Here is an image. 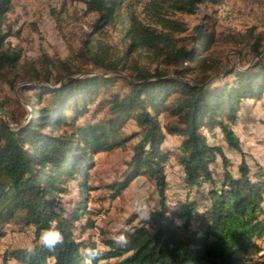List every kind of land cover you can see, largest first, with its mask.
I'll return each mask as SVG.
<instances>
[{
    "label": "trees",
    "instance_id": "16d2710c",
    "mask_svg": "<svg viewBox=\"0 0 264 264\" xmlns=\"http://www.w3.org/2000/svg\"><path fill=\"white\" fill-rule=\"evenodd\" d=\"M78 1L94 20L75 56L43 52L24 60L7 44L11 25L3 27L13 0H0V240L16 227L33 232L30 246L6 249L3 264H84L86 249L97 246L103 255L93 264H264L258 261L264 167L253 168L243 157L234 174L222 146L204 132L219 127L228 146L244 153L233 123L244 101L264 97L262 35L251 28L238 40L207 22L190 26L177 17L222 0ZM110 28L120 34L117 43L105 39ZM231 42H246L261 58L225 67L221 47ZM3 83L17 89L30 110L17 117L9 101L23 103L15 95L2 99ZM131 122L136 127L123 131ZM168 136L181 137L175 149L166 145ZM129 144L121 176L93 184L96 157ZM173 155L186 193L182 204L168 206ZM218 157L222 173L215 170ZM139 176L155 182L160 206L149 221L132 225L138 215L128 221L126 247L108 235L102 246L91 234L83 237L95 217L76 233L84 214H101L102 207L89 205L91 191L104 188L110 194L104 199L116 198ZM74 191L78 197L66 199ZM50 227L65 238L54 251L40 241Z\"/></svg>",
    "mask_w": 264,
    "mask_h": 264
},
{
    "label": "rangeland",
    "instance_id": "374dc122",
    "mask_svg": "<svg viewBox=\"0 0 264 264\" xmlns=\"http://www.w3.org/2000/svg\"><path fill=\"white\" fill-rule=\"evenodd\" d=\"M138 10L142 11V7L138 6ZM177 17L188 22L190 26L207 22L218 33H223L225 37L234 35L238 40L253 28L256 35H262V48H264V0H222L203 5L195 15L177 14ZM93 20L94 16L87 14L84 4L78 0H13L12 9L6 14L3 27L6 29V25H11L12 35L7 39V44L20 49L24 60L38 59L43 52L54 59H68L73 58L81 48L86 34L91 30L90 25ZM107 34L105 39L112 43L120 40V34L111 28L108 29ZM221 49L225 53V67L234 64H241L240 66L243 67L242 65H249L261 58V55L254 53L246 42L224 43ZM120 83L114 84L113 89L119 88ZM13 95L20 97L17 89L3 83L1 98H12ZM20 100L22 105L9 101V108L16 112L17 117H20L24 109L30 110V105L21 97ZM6 118L9 120L7 116ZM132 127H136L134 122L123 131L129 132ZM233 128L241 141L243 154L228 146L219 127L215 128L214 133L204 129L208 140L224 149L230 159L228 169L236 174L243 157L253 168L257 165L264 167V97L244 101ZM180 140V136H168L166 145L175 149ZM131 153L132 147L129 144L126 148H117L99 154L91 174L92 183L103 185L119 178L126 169V161ZM215 170L219 173L224 170L220 157ZM166 173L169 183L166 204L168 206L182 204L186 191L182 185L181 170L176 164L175 155L168 161ZM215 177L220 179L221 174H216ZM209 185L206 183L203 187L207 188ZM103 195L109 197L110 194L104 188L90 192L89 205L92 208L102 207L101 214L92 216L87 213L83 215L81 221L76 222L78 225L76 233L79 234L80 223L86 221L87 217L92 219L95 217L96 226L87 228L82 235L83 237L93 235L92 239L100 246L103 236H113L121 230L131 229L128 221L137 216L134 209L136 200L143 199L148 203L147 214L160 206V196L155 182L146 176L135 178L116 198L110 196V199L108 197L104 199ZM66 197L70 199L78 196L74 191ZM139 220L140 218L136 219L132 225ZM32 239V229L24 230L16 227L14 233L9 232L0 240V264L4 263L3 254L7 248L28 247ZM261 243L264 249V241ZM258 261L264 263V250L259 253ZM11 264L17 263L12 261Z\"/></svg>",
    "mask_w": 264,
    "mask_h": 264
},
{
    "label": "clouds",
    "instance_id": "9594fccd",
    "mask_svg": "<svg viewBox=\"0 0 264 264\" xmlns=\"http://www.w3.org/2000/svg\"><path fill=\"white\" fill-rule=\"evenodd\" d=\"M134 209L140 219L149 221L151 219V214H147L148 203L143 199H138L134 202ZM64 235L55 227H50L44 230L40 235V241L45 248L49 251H54L58 245H62L64 242ZM113 242L120 246L126 247L129 243L128 236L126 235V230H121L118 234L112 236ZM29 254H32L33 249L29 248L26 250ZM103 251L97 246L95 248H88L85 251V262L84 264H93L94 261H98L102 257ZM102 264V262H101Z\"/></svg>",
    "mask_w": 264,
    "mask_h": 264
}]
</instances>
